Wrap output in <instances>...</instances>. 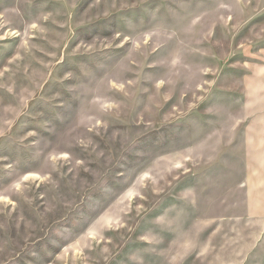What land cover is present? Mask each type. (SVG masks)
Wrapping results in <instances>:
<instances>
[{
  "label": "rangeland",
  "instance_id": "374dc122",
  "mask_svg": "<svg viewBox=\"0 0 264 264\" xmlns=\"http://www.w3.org/2000/svg\"><path fill=\"white\" fill-rule=\"evenodd\" d=\"M0 264H264V0H0Z\"/></svg>",
  "mask_w": 264,
  "mask_h": 264
}]
</instances>
